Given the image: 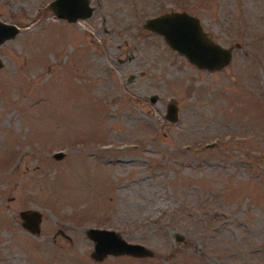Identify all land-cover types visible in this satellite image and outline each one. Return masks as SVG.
Listing matches in <instances>:
<instances>
[{
  "label": "rangeland",
  "instance_id": "obj_1",
  "mask_svg": "<svg viewBox=\"0 0 264 264\" xmlns=\"http://www.w3.org/2000/svg\"><path fill=\"white\" fill-rule=\"evenodd\" d=\"M48 1L0 0L17 26L0 42V264H264V0H87L72 21ZM171 10L229 61L198 68L142 26ZM89 227L145 253L95 257Z\"/></svg>",
  "mask_w": 264,
  "mask_h": 264
},
{
  "label": "water",
  "instance_id": "obj_2",
  "mask_svg": "<svg viewBox=\"0 0 264 264\" xmlns=\"http://www.w3.org/2000/svg\"><path fill=\"white\" fill-rule=\"evenodd\" d=\"M47 5L57 18L72 21L90 14L91 8L87 0H49ZM142 26L160 35L165 43L173 50L184 56L198 68L208 70L218 69L225 65L231 52L228 48L221 47L209 39V33L201 30L198 19L184 11L171 10L147 17ZM17 32V26L0 21V42L12 37ZM1 63V62H0ZM132 74L126 76L130 80ZM153 96L149 97L153 101ZM164 117L168 121H175L176 105L169 100L165 105ZM60 151L54 153L59 157ZM20 225L29 233H38L40 213L33 208L18 211ZM87 236L93 241L95 257L103 254L128 253L142 255L145 248L139 243L127 242L118 237L113 230L89 227Z\"/></svg>",
  "mask_w": 264,
  "mask_h": 264
}]
</instances>
